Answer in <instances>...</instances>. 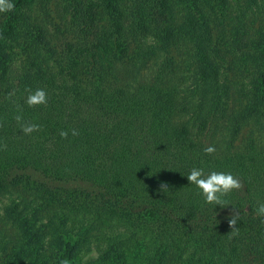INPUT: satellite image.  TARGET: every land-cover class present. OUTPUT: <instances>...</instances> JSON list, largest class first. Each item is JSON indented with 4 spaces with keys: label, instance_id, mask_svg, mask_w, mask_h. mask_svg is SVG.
Returning a JSON list of instances; mask_svg holds the SVG:
<instances>
[{
    "label": "trees",
    "instance_id": "obj_1",
    "mask_svg": "<svg viewBox=\"0 0 264 264\" xmlns=\"http://www.w3.org/2000/svg\"><path fill=\"white\" fill-rule=\"evenodd\" d=\"M63 1L76 42L61 44L57 57L28 15L35 0H11L13 10L0 13V215L15 229L0 233V264H264L256 214L264 147L251 141L223 153L207 140V115L222 99V56L261 61L258 89L244 85L257 90L246 118L264 106V29L252 41L221 35L216 50L208 25L227 19L235 29L264 0ZM20 35L30 62L16 72L8 42ZM176 39L199 55L197 100L163 82L120 83L132 44L151 56ZM36 89L47 105L29 107ZM17 115L39 130L25 135ZM210 146L215 153L205 152ZM193 168L231 173L245 188L225 198L226 208L208 204L186 177ZM234 207L241 218L232 231Z\"/></svg>",
    "mask_w": 264,
    "mask_h": 264
},
{
    "label": "rangeland",
    "instance_id": "obj_2",
    "mask_svg": "<svg viewBox=\"0 0 264 264\" xmlns=\"http://www.w3.org/2000/svg\"><path fill=\"white\" fill-rule=\"evenodd\" d=\"M65 5L63 0H35L31 7L32 12L26 11L32 17L34 24L44 28V36L49 41L53 52L56 53V57L61 55V44L76 42V35L70 31L71 22H69L68 9L65 8ZM180 6H182L180 8L183 13L188 11L187 4ZM192 11L195 10H189V12ZM250 12L246 17L241 18L240 24L236 25L235 29L231 27L234 26L233 21L227 27V19L211 20L208 25L212 39L210 45L216 50L220 48V45H216V43L221 35H224L226 40L228 38L238 40L239 35L248 34L250 41L257 40L260 32L264 29V2L260 1ZM205 21L208 22L206 19ZM233 34L237 37L234 38ZM18 38L16 41L8 42L13 51L11 67L16 72L27 67L30 62V55L27 52L29 43H25L23 35ZM183 40L176 39L175 44L167 47L164 51L154 52L151 56L141 52L142 46L138 49L132 44L128 54L129 59L120 69V83L136 86L137 84L163 82L164 85L166 83L167 86L177 89L185 98L197 100L200 78L198 71L194 70L196 67L194 64L197 63L195 60L199 55L194 47L189 46ZM137 53H139V57ZM218 56H222V53L218 52ZM229 58L222 56V61L219 62L220 74L223 76L220 79L222 99L217 101L219 103L214 107L215 111L212 110L207 115L211 131L207 140L210 145L216 144L217 149L223 153L243 152L251 141L256 146L264 147V106L259 108V114L252 113L251 116L249 115L250 117L248 116L249 118L247 117L248 119L246 118L247 112H244L247 107L252 106L257 94L255 88L254 92H250V88L246 89L244 85H251L258 89L255 79L263 71L262 64H259L261 61H255L248 57L236 60V57L232 55ZM231 60L237 64L236 67L232 66ZM239 87H241L240 91ZM235 115H239L236 121L232 120ZM29 199V197L25 198V200ZM2 203L10 205V201L7 199L1 202V206ZM5 217L6 214L5 216L4 214L0 215V233L15 236V229L11 221ZM39 226L41 225L39 224ZM25 227L27 228V226ZM95 252L92 251V255H95Z\"/></svg>",
    "mask_w": 264,
    "mask_h": 264
},
{
    "label": "clouds",
    "instance_id": "obj_3",
    "mask_svg": "<svg viewBox=\"0 0 264 264\" xmlns=\"http://www.w3.org/2000/svg\"><path fill=\"white\" fill-rule=\"evenodd\" d=\"M14 4L11 0H0V13H8L12 11ZM27 104L29 107H38L40 105H47L48 97L47 93L43 89H36L34 92H30L27 97ZM17 122L20 124L21 131L25 135H30L34 131L39 130V125L24 123L23 117L21 115L16 116ZM61 137L67 138L68 132L61 131ZM72 135H79L76 129L72 130ZM216 149L214 146L205 148L207 154L215 153ZM190 184L195 185L200 192L202 193L205 202L211 205H219L222 208H226L227 205L226 197L234 191H243L245 188L244 182L235 177L231 173L211 171L208 174H205L203 169L193 168L189 175L186 176ZM161 189L164 191L167 189L166 184H161ZM256 214L258 216L264 217V203L259 204ZM241 214L238 209L235 207L232 208L230 217H229V226L232 228V231L236 229L237 222L240 220ZM67 264V262H65Z\"/></svg>",
    "mask_w": 264,
    "mask_h": 264
}]
</instances>
